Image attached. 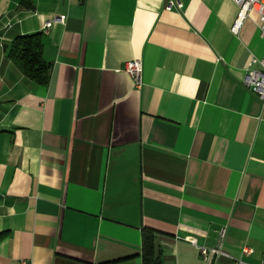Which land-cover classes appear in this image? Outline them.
<instances>
[{"label":"crops","instance_id":"1","mask_svg":"<svg viewBox=\"0 0 264 264\" xmlns=\"http://www.w3.org/2000/svg\"><path fill=\"white\" fill-rule=\"evenodd\" d=\"M180 1L0 0V264H211L186 240L222 229L218 264L262 262L264 102L243 85L259 19L234 35L233 0ZM33 33L46 86L8 59Z\"/></svg>","mask_w":264,"mask_h":264},{"label":"built area","instance_id":"2","mask_svg":"<svg viewBox=\"0 0 264 264\" xmlns=\"http://www.w3.org/2000/svg\"><path fill=\"white\" fill-rule=\"evenodd\" d=\"M238 6L239 13L238 18L232 28V33L238 35L241 31L244 23L249 18L251 12H255L259 19L260 35L264 38V0H233ZM183 3L180 0H165V10L170 11L172 9L181 10ZM64 18L56 19L48 22L44 29L49 30L56 22H63ZM9 25L5 24V26ZM143 63L140 60H131L125 65V72L132 79L135 87L140 89L143 85ZM243 85L246 89L252 92L259 100L264 102V55L261 58L252 56L249 60L246 73L243 80ZM226 230L219 231L218 242L215 247L208 248L199 246L194 238H187V242L196 247L203 260L207 261L211 258V264H218L222 257L226 256L224 252ZM245 254L250 253L249 248H244ZM235 264H245L239 260L235 261ZM260 264H264V258Z\"/></svg>","mask_w":264,"mask_h":264},{"label":"trees","instance_id":"3","mask_svg":"<svg viewBox=\"0 0 264 264\" xmlns=\"http://www.w3.org/2000/svg\"><path fill=\"white\" fill-rule=\"evenodd\" d=\"M26 8H32L31 0H22ZM12 61L24 76L41 86L49 83L51 66L43 58L42 33L20 35L16 37L8 52ZM1 238V235H0ZM153 255V234L144 232V260L147 263Z\"/></svg>","mask_w":264,"mask_h":264}]
</instances>
